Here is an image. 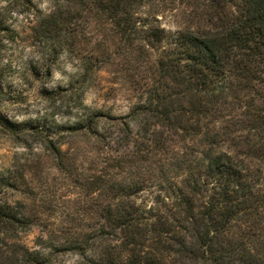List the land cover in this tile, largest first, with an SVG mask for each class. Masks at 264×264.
<instances>
[{
  "label": "trees",
  "instance_id": "obj_1",
  "mask_svg": "<svg viewBox=\"0 0 264 264\" xmlns=\"http://www.w3.org/2000/svg\"><path fill=\"white\" fill-rule=\"evenodd\" d=\"M65 3L42 21L47 55L102 36L95 61L121 64L136 100L125 116L87 111L69 128L96 155L83 187L98 226L60 251L77 264H264V0ZM47 144L70 174L65 143ZM19 185L18 171L0 174V264H50L19 241L34 226L4 196Z\"/></svg>",
  "mask_w": 264,
  "mask_h": 264
},
{
  "label": "rangeland",
  "instance_id": "obj_2",
  "mask_svg": "<svg viewBox=\"0 0 264 264\" xmlns=\"http://www.w3.org/2000/svg\"><path fill=\"white\" fill-rule=\"evenodd\" d=\"M65 4V0H0V116L21 125L19 135L0 126V174L18 171L26 182L4 196L21 204L34 222L20 233V243L45 255L52 253L50 264H77L78 256L59 247L98 226L93 201L83 187V179L94 173L91 163L96 155L84 139L72 138L69 128L87 111L110 118L125 116L136 100L121 64L95 61L102 36L87 35L73 51L56 58L47 55L42 21ZM159 19L168 32L178 28V18L165 14ZM48 30L55 43L54 28ZM48 142L65 143L62 150L71 158L70 174L56 168Z\"/></svg>",
  "mask_w": 264,
  "mask_h": 264
}]
</instances>
